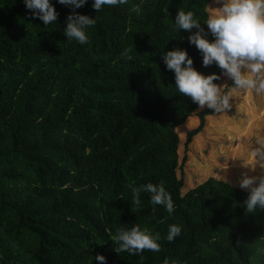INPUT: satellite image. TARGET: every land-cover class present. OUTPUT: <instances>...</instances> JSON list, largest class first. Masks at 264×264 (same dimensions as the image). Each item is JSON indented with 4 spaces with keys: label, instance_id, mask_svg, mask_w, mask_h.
I'll list each match as a JSON object with an SVG mask.
<instances>
[{
    "label": "trees",
    "instance_id": "trees-1",
    "mask_svg": "<svg viewBox=\"0 0 264 264\" xmlns=\"http://www.w3.org/2000/svg\"><path fill=\"white\" fill-rule=\"evenodd\" d=\"M51 2L58 21L45 27L24 0H0V264H99L97 254L264 264V210L246 212L248 192L209 178L183 193L178 176L181 135L199 120L187 147L214 111L177 91L161 54L186 49L199 72L233 85L174 23L180 9L203 23L212 0H127L98 13L88 0L77 9L95 18L84 45L63 34L70 9ZM161 181L171 215L146 192L133 203L130 185ZM173 224L181 234L169 242ZM134 225L159 234L160 252L115 251L116 229Z\"/></svg>",
    "mask_w": 264,
    "mask_h": 264
},
{
    "label": "clouds",
    "instance_id": "clouds-1",
    "mask_svg": "<svg viewBox=\"0 0 264 264\" xmlns=\"http://www.w3.org/2000/svg\"><path fill=\"white\" fill-rule=\"evenodd\" d=\"M57 2L70 9L66 27L63 28L67 40L86 44V30L95 24V18L80 14L77 9L85 6L88 0ZM126 3L127 0H92L91 6L98 13L104 6ZM214 3L219 7H215L203 23L194 17L192 11L183 9L178 10L174 23L177 31L183 29L190 33L187 41L202 53L203 66L216 64L223 75L233 81V85L226 87L214 83L221 79L216 73L205 75L199 72L186 49L175 48L162 53L161 58L166 68L174 72L175 87L179 93L191 98L200 109L207 107L220 114L232 108L231 101L237 92L264 94V0H214ZM24 4L28 14L42 21L45 27L58 21L59 14L51 0H24ZM202 24L207 25V32ZM193 29L196 31L193 32ZM209 32L211 40L208 38ZM250 156L255 158L256 164L264 165V138L256 139L250 149ZM130 187L134 204L139 205L141 192H146L150 194L152 205L164 206L170 215L174 212L172 196L163 181ZM239 187L248 192L242 203L247 213L264 210V175L249 176L244 173ZM180 234V226L170 225L167 240L172 242ZM110 240L115 243V251L119 254L127 252L130 255H141L145 250H161L159 234L154 235L149 229H141L138 225L130 229L117 228ZM95 260L99 264H107L104 255L97 254ZM163 264L170 262L165 259ZM171 264H176V261H171Z\"/></svg>",
    "mask_w": 264,
    "mask_h": 264
},
{
    "label": "rangeland",
    "instance_id": "rangeland-1",
    "mask_svg": "<svg viewBox=\"0 0 264 264\" xmlns=\"http://www.w3.org/2000/svg\"><path fill=\"white\" fill-rule=\"evenodd\" d=\"M215 7L219 5L212 0L208 14ZM231 103L226 113L208 116L202 131L187 147V134L199 120L195 118L196 123L181 135L178 176L183 180V193L209 178L239 186L244 173L264 175V165L256 164L250 156L256 139L264 138V94L237 92Z\"/></svg>",
    "mask_w": 264,
    "mask_h": 264
}]
</instances>
